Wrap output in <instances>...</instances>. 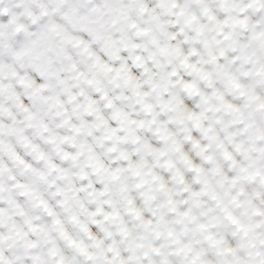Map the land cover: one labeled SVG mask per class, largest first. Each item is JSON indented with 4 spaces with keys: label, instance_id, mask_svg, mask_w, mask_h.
Listing matches in <instances>:
<instances>
[{
    "label": "clouds",
    "instance_id": "9594fccd",
    "mask_svg": "<svg viewBox=\"0 0 264 264\" xmlns=\"http://www.w3.org/2000/svg\"><path fill=\"white\" fill-rule=\"evenodd\" d=\"M136 56L140 59H133ZM261 68L264 0H0V84L4 88L0 94V233L4 235L0 255L14 264H34L33 257L53 264L58 257L51 256L50 250L58 248L72 264H97V241H104L106 248L115 240L125 259L131 243L144 245L136 249L141 257L145 251L159 249V256L150 252L155 264L165 258L169 264H186L184 255L177 254L184 246L201 253L207 264H255L261 258L257 253H264V215H256L264 213V184L257 178L232 185L223 177L231 181L233 175L264 173ZM205 74L207 79L202 78ZM37 76L47 85L39 92L33 82ZM229 77L240 87L230 86ZM186 84L192 87L185 89ZM217 95L238 111L225 109ZM17 96L32 98L25 106L34 121L27 119L29 113L19 106ZM190 113L203 114L201 126H212L219 133L236 161L235 169L215 144L204 153L214 156L213 164L197 157L199 149L192 148L186 137L199 139L202 146L208 141L197 132L195 121L188 119ZM37 122L49 130L28 127ZM21 136L41 146L65 171L45 168ZM50 136L58 138L56 145L45 143ZM62 137L69 139L61 142ZM174 145L203 167L201 176L218 197V201L210 195L199 197L201 206L192 207L191 213L195 222L185 218L178 223L180 217L170 211L188 207L183 203L188 198L186 186L200 189L194 182L197 174L188 172ZM10 150L41 170L43 178L26 170L9 155ZM64 152L75 159L62 160ZM216 165L223 176L212 173ZM240 168L247 172L241 173ZM20 183L43 194L65 231L93 259L70 248L53 218L35 200L19 195ZM17 203L24 216L19 215ZM225 208L240 224L251 226L247 236L226 221ZM98 209L101 214L89 215ZM72 215L89 226L94 239L71 221ZM36 216L42 219L33 222L46 227L33 233L25 221ZM93 220L112 233L111 239ZM147 221H151L149 228ZM200 223L208 225L207 231L197 227ZM168 230L173 232L171 237ZM209 234L220 242L218 246L206 239ZM229 247L232 252L217 254Z\"/></svg>",
    "mask_w": 264,
    "mask_h": 264
},
{
    "label": "snow or ice",
    "instance_id": "6c2138e0",
    "mask_svg": "<svg viewBox=\"0 0 264 264\" xmlns=\"http://www.w3.org/2000/svg\"><path fill=\"white\" fill-rule=\"evenodd\" d=\"M62 2H63V0H62ZM132 2L136 3L137 0H132ZM198 2H199V0H198ZM205 11H207V9H205ZM180 15H183V12H181ZM134 26L135 25H133V27ZM133 59L139 60L140 57L136 56ZM215 59L216 58L213 57V60H215ZM185 66L191 67V65H188L187 63ZM107 70L112 71L113 69L109 68ZM132 71L135 72V69H132ZM258 74L264 76V68H261V70ZM202 78L207 79V75L206 74L203 75ZM129 79H131V77ZM33 82L37 85L36 92H39V91L43 90L45 87H47V85L42 83V77L41 76L34 77ZM24 83H25L24 80L20 81L21 85H23ZM89 83H91V81H89ZM228 84L234 88L240 87V85L238 83H236L235 79L232 77L228 78ZM209 86H211V84ZM191 87H192V85H190V84L185 85V89H190ZM3 91H4L3 85L0 84V94H2ZM81 95H83V93H81ZM16 99L19 103V106L25 112L29 113L27 119L30 122L34 121L36 119V117L31 113L30 109L25 106L26 104H28L31 101L32 98L28 97L27 100H23V98L17 96ZM71 99H74V97H71ZM217 99H219L223 103V106L225 109L231 110V111H238V109L233 108L232 104L224 103L223 96L217 95ZM21 100H23V102H20ZM184 103L187 104L188 102L184 101ZM89 107H91V103L89 104ZM107 107L111 108L112 107L111 103H109L107 105ZM146 107H148V106H146ZM261 107H264V104H262ZM89 115H91L90 112H89ZM202 115L203 114L198 116L195 113H190L188 116V119L195 121V127H196L197 132L200 134L202 139L205 141H208V143L206 145L202 146L200 140L194 139L193 136H191V135H188L186 137V140L189 142V144L192 148L199 149V151L196 153L197 157L203 159V161L208 163V164H213L215 158L213 155H210V154L204 155V153L209 152V150L212 148L213 144H215L216 148L221 150L223 159L225 161H231L232 162V168L235 169L236 168V161L233 158L231 152H229L225 148L224 141L220 138L219 133L216 132V130L212 126H209L206 128L201 126L200 119H201ZM97 118L99 119V117H97ZM205 119H206V117H205ZM216 123L221 124L222 121H216ZM28 127H30V128L31 127L42 128L43 131H45V132H47L49 130L47 128V126L41 122H37L35 124L29 123ZM221 131H224V129L222 128ZM227 138L229 139V141L231 140L230 136ZM21 139L25 141V147L31 149V153L34 155V158L38 161L43 162L45 168H47L51 171H54V172L63 173L65 171L63 168L58 167L56 165V163H54V161L49 157V155L46 153V151L42 149L41 146L36 145V144H32L24 136H21ZM57 139L58 138L56 136H50L45 140V143L56 145ZM59 139L61 140V142H66L69 138L68 137H62ZM75 146L76 145L74 144L73 147H75ZM81 147H83V145H81ZM235 148L237 151H239V145H235ZM0 150H2V149H0ZM174 150L181 153L182 159L184 160L185 164L187 165L188 172L197 174L195 176L194 182L196 185H200V189L197 191V190H194L192 186H186L183 191L186 194H188V198L185 199L183 203L188 207H186L185 210H180L176 207H172L170 209V211L172 213H174L176 216L180 217V220L177 221L178 223H182L185 218H191L192 222H195L196 217L192 216L191 213H192V207L199 208L201 206L200 201H199V197L205 196V195H210V198L213 201H218V197L214 192H212L209 181L206 178H202L201 174L204 173L203 167L198 166V164L194 163L193 160L190 159L188 155H185L183 153L180 145H174ZM56 151L58 154L61 152V150L58 146L56 147ZM9 155L12 156L19 164L23 165L26 170L31 171L33 174L39 175L43 178V172L41 170L34 168L31 164L27 163L19 155L15 154L11 150L9 151ZM60 158L62 160H67L69 158L75 159V156H72L68 152H64ZM211 171L214 175L223 176L222 169L220 168L219 165L214 166L211 169ZM239 171L241 173H245V172H247V169L240 168ZM2 174H3V168L0 167V175H2ZM137 174H139V173H137ZM177 174L180 175V173H177ZM116 178L117 177L115 175H113V179H116ZM223 178L226 182H230L232 185H235L241 179L255 181L257 178H259L260 182L262 184H264V173H262L259 170H257L254 173H251L249 175H246V176L233 175L231 181H228L227 176H224ZM154 179H157V177H154ZM180 182L184 183V179L182 176H181ZM89 187H91V185H89ZM138 187H139V185H138ZM161 187H163V185H161ZM17 188L21 189V191L19 192L20 196L29 197V198L35 200L37 207L41 208L43 210V213H45L47 215V217L53 218L52 223L57 226L61 238L67 242V244L70 248H75L81 256H89L86 248L82 245H77L76 242L71 238L70 234L67 231H65L63 224H62V221L57 218L56 213L53 211V209L50 207L49 203L43 197V194L38 189H34V188L30 187L29 185L24 184V183L17 184ZM2 190L3 189L0 188V191H2ZM78 191H83V189H79ZM103 194H104L103 192L99 193V195H103ZM233 201L235 202V198H233ZM61 203H67V201H61ZM167 203L172 204V201L169 200ZM218 206H219V202H218ZM16 207L18 209H20L19 215L24 216L25 213L23 212L21 205L19 203H17ZM223 211L226 213V215H225L226 221L228 223H230V225L236 227L239 231L243 232L245 236H247L248 232L251 231V226L246 227V226L240 224V222L236 219V217H234L231 213L227 212L226 208L223 209ZM99 214H101L100 209H98L97 212H95V213H89V215H91V216H95V215H99ZM201 214L205 215V213H201ZM103 215H104L105 220L109 219L108 214L105 213ZM135 215H136L137 219H140L141 214L139 212H135ZM256 215L260 216V215H264V213L257 212ZM41 219L42 218L40 216L28 217L26 219L25 223L28 225L29 230L31 232L35 233L37 231L43 230V228L46 227V225H41V224H37V223L33 222L34 220H41ZM70 219L73 223L79 225L81 231L85 232L88 235L89 239H94L92 232L89 230V226L81 224L75 215L70 216ZM92 224L96 225V227L99 228L100 232L104 233L106 237L111 239L112 233L106 231L102 227V224L100 221L93 220ZM150 225H151V221H147L145 223L146 228H149ZM0 227H3V209H0ZM197 227L201 231H207V229H208V225L203 224V223L198 224ZM121 232L126 233L127 230L125 228H121ZM26 234L27 233H25V235ZM156 235L159 236L160 233L157 232ZM167 235L169 237H171L173 235L172 230H168ZM206 239L211 241L214 247H216L220 244V242L214 240L212 235H210V234L206 237ZM3 240H4V235H3V233H0V243H2ZM177 243H179V241H177ZM29 246L35 247L34 244H30ZM95 247L97 249H99L98 256L95 258L97 261V264H155V261L149 259L150 252H154L157 256L160 255L159 249L152 248V249H150V251H145L143 253V257H141V256L136 254V249L137 248H143L144 245H133V244L129 243L128 252L130 254L128 255L127 259H125L124 253L120 250V248L117 245L115 240H112V243H110L106 248L104 247V241H97V243L95 244ZM230 252H232V249L230 247L229 248H220V250L217 254L223 256L224 254L230 253ZM177 254L178 255L179 254L184 255L186 264H207V261L202 259L201 253H199V252L193 253L192 249L188 246H184V247L177 249ZM50 255L53 257H58L57 259L54 260L53 264H72V261L65 254H63L61 252V250L58 248L51 249ZM257 256H260L261 258L258 261H256L255 264H264V253H257ZM89 259H93V258L91 256H89ZM33 262H34V264H45V262L40 261L36 257H33ZM0 264H14V262L11 260L6 261L4 259V257L2 255H0ZM159 264H169V261L165 258V259L160 260ZM220 264H229V262L228 261H221ZM235 264H239V262L236 261Z\"/></svg>",
    "mask_w": 264,
    "mask_h": 264
}]
</instances>
